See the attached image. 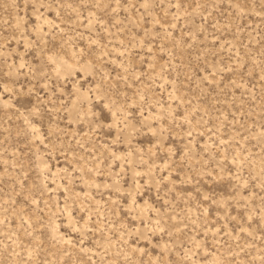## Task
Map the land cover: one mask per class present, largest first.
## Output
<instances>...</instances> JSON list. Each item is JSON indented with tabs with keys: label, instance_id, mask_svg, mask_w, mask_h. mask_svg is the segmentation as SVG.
I'll list each match as a JSON object with an SVG mask.
<instances>
[{
	"label": "rangeland",
	"instance_id": "rangeland-1",
	"mask_svg": "<svg viewBox=\"0 0 264 264\" xmlns=\"http://www.w3.org/2000/svg\"><path fill=\"white\" fill-rule=\"evenodd\" d=\"M0 264H264V0H0Z\"/></svg>",
	"mask_w": 264,
	"mask_h": 264
}]
</instances>
